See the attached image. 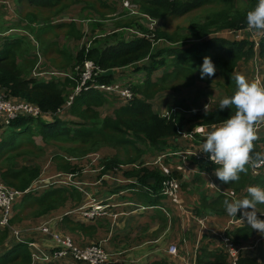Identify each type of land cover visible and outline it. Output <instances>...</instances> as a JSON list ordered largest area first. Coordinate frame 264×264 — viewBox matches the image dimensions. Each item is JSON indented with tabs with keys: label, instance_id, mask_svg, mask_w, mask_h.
I'll return each mask as SVG.
<instances>
[{
	"label": "trees",
	"instance_id": "obj_1",
	"mask_svg": "<svg viewBox=\"0 0 264 264\" xmlns=\"http://www.w3.org/2000/svg\"><path fill=\"white\" fill-rule=\"evenodd\" d=\"M80 1L84 3L83 8L88 17L95 19L90 24L91 32L94 33L96 29L98 32L105 30L102 25L103 21L116 19L114 17L106 18L108 13L114 11L112 0H72L65 7ZM133 1L136 3L140 14H145L149 18L159 21V24L169 23L170 20L183 17L191 11L214 4V1L218 2L219 5L222 4V6L219 10L203 17L200 22H190L188 33L179 35L178 32H168L159 25L151 32L147 29L148 21L145 17L142 15L129 16L126 11L122 10V13L118 14L120 18L116 19V23H113L114 29L111 30L113 33L105 32L93 36L94 39L88 47L84 44L74 55L64 56L68 67L54 68L50 65L53 70L72 72L73 78L52 77L45 79L44 77H33L34 66L38 63L36 56H33L34 59L31 60V65L28 68L25 67V64L16 65L14 59L22 50L29 53L28 48L23 46L25 40L29 42L31 49L35 50L36 45H38V53L43 61L40 63L39 71L42 72L43 67L47 66V64H43L44 57L45 55L50 56L54 47L41 44L37 33L46 26L52 28L62 26L66 29L64 36L67 41L78 42L83 36L78 24L67 22L53 25L48 21L43 27L34 30L31 24L36 19L32 17L30 12H27L28 14L23 19L26 22V27L24 29L19 28L22 29L21 34L14 32L3 36V39L0 40V90H5L7 97L13 102L24 100L37 106L41 112L37 118L21 117L13 121L10 126L0 129V159L5 158L8 162L6 170H0V183L19 192L30 189L29 192L21 194L13 201L11 215L7 221L9 227L14 226L12 222L14 223L16 212L22 208H27V206H36L34 215L37 218L58 212L67 203H71L70 206L73 209L67 210L61 215L79 209L83 202V191L88 185L77 179L79 165L72 161L77 158L90 157L91 154L97 153L104 147L115 149L124 155L104 156L93 164L95 169L101 167L97 178L101 176L102 185H105L104 181L108 183L111 175H116L117 171H120V173L122 172L121 178L129 181L122 182L119 188L124 186L135 189L138 191L139 200L142 203L151 206L157 205L159 200L165 197L161 195L160 191L162 182L166 178L155 165L144 166L141 158L148 153L157 155L155 153L167 154V151L182 150L180 144L173 141L172 144L167 143L178 135L177 129L180 125H186L188 130L195 126H212L234 115V106L229 109H219V101L224 97L232 96L236 90L234 69L239 62H248L255 56L264 60V38L258 42L256 54L254 44L246 40L236 42L231 36L207 38L217 31L245 28L247 26L246 13L254 8L258 0H242L243 5L241 7L234 6L233 0ZM115 2L120 8L119 1L115 0ZM59 3L60 0H15L17 10L23 4H33L37 7H55ZM120 28L134 29V33L131 32L133 36L125 37L120 34V31H114ZM205 56L210 57L214 65L218 66L214 76L203 78L206 83H215L219 91V96L214 98L210 108L206 111L198 109L201 107L200 98L204 97L202 94H198L189 103L182 99L169 105V111L173 106L181 109L177 113H170V117H162L156 113L152 107V100L159 93L166 89H170L174 93H181L183 88L194 84L195 78L199 76L201 79L200 66ZM85 60L92 61L100 70H114V74L111 76L102 74L97 76L95 81L99 84H113L122 70L128 68L130 75L122 85L128 87L132 99L125 102L120 97H106L105 94L95 90L82 91L73 97L66 113L61 114L78 80L73 68L76 65H81ZM69 62L71 64H68ZM159 70H162V74L159 79L153 82L152 77ZM171 77L176 81H183L184 87L179 88L176 85L175 87H167L166 82L170 81ZM216 77L221 78L224 86L219 81L213 80ZM187 83L189 85H186ZM102 108L110 110L111 114L102 117L100 114ZM66 114L70 116V120H66ZM32 129L44 146H52L56 149V151L51 152V157H53L56 171L52 176L57 179L47 184L46 187L43 186L42 188L41 186L39 190L31 189V187L42 185V168L38 164L33 165L32 160L27 161L29 165L18 164V162L14 164L12 155H10L13 150L23 146L25 142L28 144L27 146L35 147L36 152H38L35 142L31 139ZM129 149H134L130 153L131 156ZM256 153L264 154V137L254 142L253 156ZM41 154L42 150L38 157H41ZM16 160L18 161V158ZM134 163L141 164V166L134 168L132 167ZM190 163L192 168L196 167L197 169L196 173H192V181L181 184L182 180L174 170H171L169 176V178L180 182L181 196L182 192L187 190L189 183L195 186L197 184L205 185L207 181L205 177L209 178V175H212L211 172L218 168L204 161H195V159H190ZM121 166L126 168H120ZM70 176L72 177L70 178ZM215 180L216 187L244 198L247 196L249 186L264 188V166L258 169L256 175H252L251 165H249L248 171L241 173L239 181L236 182L225 184L217 177ZM58 181L65 183L62 184ZM119 188H109V193H114L110 191H117ZM189 193L191 194V192ZM225 199L228 198L223 194L216 193L213 197H209L203 192L199 195V201L194 212L196 216L223 215L226 212L223 207ZM91 200L94 201V199L89 198L85 206H88ZM109 208H111L110 205L105 210L108 211ZM256 211L258 218L264 220V216L260 215L264 213V204H258ZM0 216H2L1 210ZM69 216H63L60 221L66 230L71 234H82L91 238L97 231L96 226L106 217L95 218L88 221V225H83L71 221ZM239 219H243L241 214H237V218L233 220ZM230 227L223 232V235L238 248L245 247L249 239L259 234L252 230L249 225L242 227L239 231H230ZM55 231L57 230L55 229ZM9 234L8 227H4L3 230L0 228V246L4 244ZM32 240L41 246L43 240L47 239L44 236H38L29 239V241ZM96 241L100 242L99 240ZM90 243L94 242L91 241ZM219 244L223 246L221 242ZM258 247H264V242H260ZM66 261L70 260L64 259L49 264H60ZM166 261L159 264H167ZM9 263L31 264V250L26 243L13 244L0 257V264ZM196 264H228V256L220 246L213 254H208L204 246L199 249L196 255ZM236 264L262 263L258 262L254 256L239 251Z\"/></svg>",
	"mask_w": 264,
	"mask_h": 264
},
{
	"label": "crops",
	"instance_id": "obj_2",
	"mask_svg": "<svg viewBox=\"0 0 264 264\" xmlns=\"http://www.w3.org/2000/svg\"><path fill=\"white\" fill-rule=\"evenodd\" d=\"M72 4L74 3H71L70 5ZM16 6L17 5L15 4V0H0V9H2V11L4 12V16L2 19L3 21L9 19L11 16H14V12H17V9H15ZM80 9V12H82V7H80ZM12 13L13 15H11ZM0 28L3 27L0 26ZM133 30H130V32ZM95 31H97V29ZM114 31H120V29H116ZM109 33L113 32L110 31ZM97 35L99 34L93 33V36ZM93 36L88 40L89 43H92L94 39ZM241 36L242 35H240V39L242 41L246 40L251 43L258 42L260 39V36L257 32L249 33L245 38ZM260 65L263 66L260 67L259 72V70L257 69ZM233 73L243 74L248 78L249 81L259 79L261 81V85H264V60H261L256 56L248 62H240ZM194 87L195 86L192 87V90ZM198 94H201V91H198L197 93L192 91V95H190L189 101ZM203 98L204 97L200 98V100L202 101ZM173 103L174 102H172L171 104ZM221 123H218L216 125H219ZM194 128L199 129L200 126H195ZM203 128H205L206 130H211V126H203ZM258 136L259 138L264 137V126L259 129ZM172 141L176 143L174 139L169 140L167 143L172 144ZM180 151L182 150L170 152V154ZM146 156L147 155H144L141 158V161L144 162L145 158H147ZM146 164L147 163L145 162V164L143 165L148 166ZM120 168L124 167L121 166ZM172 170H174V172H176L180 176L182 180L181 184H183L184 182L188 183L192 181L193 172L190 173L186 171V169L183 168L178 161L173 162ZM117 173H120V171H117ZM211 174V178L203 176L207 181L202 187H197L189 183L187 190L191 192V194L187 190L185 192H182V196L180 194V205L182 206L181 210L174 205L167 206V203L163 201L162 198L155 206L144 204L139 200L140 195L135 189H130L129 187L124 186L122 188H119L121 187L122 181H129L128 179H122L121 176L118 175H111L108 181L110 186H105L102 185L101 182H99V179L101 178L100 176L98 181H95L93 187L90 190L83 191V198L84 196L88 197H86L87 202L89 198H92L94 199L95 203L101 205L109 204L111 207L108 211L105 210L107 215L105 219H103L101 223L96 226L97 231L95 235L91 238L82 234H71L60 222L56 224L55 228L53 227V230L55 231L56 229L58 232H55L59 233L61 236H70L71 241L78 246H85L88 245L91 241L96 240H99L101 244L105 242L103 246L106 251L112 255V264H159L160 262L166 260L167 264H196V255L199 252L200 248L205 246L208 254H213L218 250L220 237L217 236V234L219 232H221L222 230V232H224L225 228H228L229 226H231L230 231H239L242 227L248 225L246 218L243 219V222L237 225H230V221L235 218L229 217L226 212L223 213V215L217 216H196L194 208L197 207L199 195L203 192L209 197H213L216 193H219L223 194L230 200L241 198L239 197V195L223 191V189H221L220 187H216V176L214 175V171L211 172ZM132 180L135 181L134 179ZM109 188L119 189L117 191H110L114 193H109ZM209 192H211V194H208ZM156 207H158V209ZM155 209L159 210V212H155ZM162 211L169 212L170 218H167ZM75 218L76 219L71 221L78 222L83 225H88L89 223L88 221H85L78 216ZM199 220L203 221L204 228L202 229L201 225L198 223ZM34 222L35 221H33V223ZM40 222V224L47 223L44 220ZM20 230L19 238L21 241H24V243L28 242L29 239L31 240L34 238L30 236H28V238L25 237V234L28 232L34 234L33 228L26 227ZM251 239H249V241ZM14 240L16 241V244H19L16 239ZM168 240H171L172 242L166 246V242ZM173 244L176 246V248H178L176 256L168 254V248ZM254 245L256 244H252V246ZM50 248L51 241L50 239H47L43 241V244H41L40 251L46 252ZM251 253L255 254L253 255ZM245 254L254 256L258 262L264 264V247H252V249L246 251ZM2 255H0V257ZM60 264H76V262L70 260Z\"/></svg>",
	"mask_w": 264,
	"mask_h": 264
},
{
	"label": "rangeland",
	"instance_id": "obj_3",
	"mask_svg": "<svg viewBox=\"0 0 264 264\" xmlns=\"http://www.w3.org/2000/svg\"><path fill=\"white\" fill-rule=\"evenodd\" d=\"M70 2H72V0H60L59 5H57L55 7H52V6L37 7L33 4H30V5L23 4L20 7H18L17 12L16 11L14 12V16H11L9 19L4 20V21L2 20L3 16H4V12L2 11V9H0V26L3 27V28H0V40L3 39V36H7L9 34H12L10 32H13L12 30L13 29L16 30V28L18 30H20L19 31L20 33H18V34H21V32H22L21 30L26 27V22L23 19H24L25 15L28 14L27 12H30L32 14V17H34L36 19L31 24V26L34 30H37V29L43 27V25H45V23L48 21L51 22V24H53V25L73 21L76 24H78V27L80 28V30L82 32L83 38H81V41L67 42V39L64 36L66 29H65V27H62V26H60V27L54 26L53 28L51 26H46L37 33L39 42L41 44H43L44 46L50 45V46L54 47V48H52V54H50V56L45 55V57H44L45 60H44L43 64L44 65L48 64L49 67L51 65L54 68L68 67L66 62H65L66 61L65 57H67L69 55H74L78 51L80 46L86 44L88 42V40L93 36V34H92L93 32L90 31V24H91L92 20H95V19H91L88 17L86 10L83 8L84 7L83 2L80 1L78 3H75V4H72L68 7H65V5L70 3ZM233 2H234L233 5L237 6V7H241L243 5L242 0H233ZM213 3L214 4H211L208 6H203L202 8L191 11L190 13H188L185 16L180 17L178 19L170 20L169 23H167V22L164 24L160 23L159 26L161 28H164L168 32H178V35L179 34H187L188 33L187 32L188 26H189L190 22H192V21L200 22L201 19H203V17L208 16V14L219 10L222 6V4L219 5V3L216 1H214ZM112 4H113L112 8L114 11H111L112 13H108L106 15V18H110V17L120 18L118 16V14L122 13L121 12L122 10L119 8V5L115 2V0H112ZM80 7H82V12H80V10H81ZM15 9H17V6L15 7ZM11 15H13V13ZM115 21H116V19L112 20V21H110V20L103 21L102 25L104 27H106V29L100 30L99 32L97 30L94 32V34L110 32L113 29V23H116ZM19 28H22V29H19ZM9 29H12V30H9ZM130 29H132V28H123V29L120 28V34H122V36H133V34L130 32ZM3 32H5V33H3ZM241 37L245 38V37H247V34H244ZM24 42H25V44L23 46H24V48H28L29 53H27L23 50L21 52H18L19 55L14 59V62L16 65H18V64L24 65L25 64V67L28 68L31 65V60L34 59V57H33L34 49H31L28 41L25 40ZM68 64H71V62H69ZM261 66H263V65L258 66L257 70H259V72H260ZM215 68L217 70L218 66H215ZM45 69H47V67L43 68L42 70H45ZM27 70H29V69H27ZM48 70L52 71V69H48ZM161 74H162V70L157 71L152 77L153 82H155L157 79H159ZM129 75H130L129 69L124 68L122 70V72L119 74V76H117L116 81L114 83L123 84ZM205 78H207V77H205ZM131 79H135V78H131ZM213 80L219 81L221 83V85L223 84V86H224V82L221 80L220 77H216ZM183 84H184L183 81H181V80L176 81V79H174L172 77L170 78V81L166 82L167 87H175V85H176L177 87L182 88V87H184ZM186 85H189V84L187 83ZM193 86H195V87L192 90ZM181 91H182L181 93H174L172 90L166 89L162 93H159L152 100L153 110L156 113L161 115L163 112L168 111L169 105H171L172 102H177L178 100L184 99V100H187V103H189L190 102L189 99H190V95H192V91H194L195 93H197L198 91H201V94L204 96V98L202 99V101L200 103V106L207 104V103L212 104L214 98L219 96V91H218V88L216 87L215 83H210V84L206 83L203 79H200L199 76H198V78H195L194 84L192 86L187 87V88H183ZM67 109H68V106H65L63 108V111L61 112V114L64 115L66 113ZM100 114L103 117V116H107V115L111 114V112H110V110H104V108H102ZM25 117H28V116H25ZM65 118H66V120L71 119L70 116H68V114H66ZM35 134L36 133L32 129V138L31 139L35 142V145L37 146L38 152H36L35 147L27 146L28 144H26V142H25V143H23V146H20V148H18L17 150H13L12 153H10V155H12V161L14 162V164H17V162H18V164L29 165V164H27L28 160H32L33 165L38 164L40 166V168H42L41 179L44 178L43 184L47 185V183L53 182L54 180L57 179L56 177L52 176V174H54L56 171H55V166L53 164V157H51V152L56 151V149L52 146H44L41 142V139ZM0 139H1V134H0ZM22 140L25 141V139H22ZM176 144L182 145V150H186V149L190 148L191 145L194 144V141H185L184 139H181ZM41 150H42L41 157H38L40 155ZM132 150H134V149H129V155H130ZM167 153L170 154L169 151H167ZM114 154L124 155L122 152H117L115 149L104 147L100 151H98L97 153L91 154L90 157L86 156V157H82V158H77L74 161H72L74 164L79 165V170L77 171V179L81 182H85V184L88 185L86 187V190H90L93 187V184L95 183V181H98V179L100 178V176L97 178V174L99 173L98 171L101 169V167H98L95 169V167H93L94 166L93 164L96 163L97 161H99L101 157H104V156L108 157V156H111ZM146 155H147L146 156L147 158H145L143 164H145V162L147 163L146 165H149V163L153 164V162L156 159V155H151L149 153ZM16 158H18V161L16 160ZM87 160H89V161H87ZM174 161L180 162V158L176 155H168L167 156L165 163L167 166H169V168L171 167L170 170H172V164ZM7 163L8 162H6L5 158L0 159V170H6ZM139 166H141V164H139V165H138V163L132 164V167H134V168H138ZM123 167L126 168L125 166H123ZM95 170L97 172H95ZM3 172H5V171H3ZM121 174H122V172L117 173L116 175L121 176ZM209 177L211 178L210 175H209ZM99 182H102V181L99 179ZM104 184L107 186L108 185L110 186V184L105 182V181H104ZM197 187H202V186L200 184H197ZM208 194H211V192H209ZM86 197L87 196H84L83 202L79 206V208L87 205ZM162 199H163V201H165L167 203V206H173V205L175 206V204H173V202L169 198L163 197ZM70 205H71V203H67L66 206L63 209L59 210L58 212H53V213L49 214V216H47V217L45 216V217L40 218V219H37V217L34 215V212L36 210L35 205L27 206V208H22L19 211H17L15 219H14V223L12 222V224L14 226L9 227L10 234L6 238V241L4 242V244L0 246V255L6 253L9 250V248L11 246H13V244H16L15 243L16 241L12 239L11 229L20 230V229H24L26 227H31V228H33L34 234L28 232L25 234V237H27V238H28V236L37 237L39 235L35 230L38 226L41 225L40 221H42V220H44L45 222H48L50 225H52L55 228L56 224L60 222L58 220H62L63 216H69L70 215L69 218L71 220L76 219L75 216H79L75 212L76 210L66 212L68 215H66V214L61 215L63 212L73 209V207ZM156 208L158 209V207H156ZM181 208H182V206H180V208H178V209L181 210ZM157 209H155V212H159V210H157ZM162 212L166 215L167 218H170L169 212H166V211H162ZM13 218H14V216H13ZM37 220H39V221H37ZM33 221H35V222L33 223ZM3 229L4 228L1 227V230H3ZM222 231L219 232L217 234V236H219L220 233H222ZM37 239H39V238H37ZM92 242L99 243L98 241H92ZM171 242H172L171 240H168L166 242V246L168 244H170ZM251 242H252V239L248 242V244H247L248 246L241 247L240 251L245 253L246 251L251 250L252 247H258L259 246L258 244L252 246ZM104 244H105V242L102 243V245H104ZM218 246H220V248L223 251H225L224 244H223V246L218 244ZM177 249L178 248H176L175 256L177 255ZM251 254L254 255L255 253H251Z\"/></svg>",
	"mask_w": 264,
	"mask_h": 264
},
{
	"label": "built area",
	"instance_id": "obj_4",
	"mask_svg": "<svg viewBox=\"0 0 264 264\" xmlns=\"http://www.w3.org/2000/svg\"><path fill=\"white\" fill-rule=\"evenodd\" d=\"M120 4V9L126 11L129 16H137L139 15L138 8L136 3L133 0H118ZM166 1H173V0H166ZM144 16V15H143ZM148 22H149V28L152 29V27L155 25V22L150 20L148 17L144 16ZM15 32V30H12ZM86 31V30H85ZM134 33V31H131ZM253 33L248 30L247 26L242 29L238 30H223L219 32L213 33L210 37L218 36V37H228L231 36L235 41H242L240 39V35ZM260 36L259 41L264 38V33L257 32ZM244 38V37H243ZM258 41V42H259ZM258 42L253 43L254 44V51L256 52L258 47ZM34 56L37 57L38 63L35 64L34 70H33V77H44L45 79H51L52 77H58V78H73V73L70 71H61V70H53L50 67H47V69L42 70V72L39 71L41 68L40 63H42V59L38 53V45H36V49L34 50ZM45 68V67H43ZM48 69H52V71H49ZM73 72L76 76H78V80L76 82V86L72 92L71 95L68 97V101L66 102L65 106H69L71 104V101L74 96L79 95L82 91H88V90H95L98 92H101L106 95V97L110 96H117L122 98L125 102H128L132 99V94L128 87H125L122 84L119 83H113V84H99L95 81V78L101 74H103L104 71L100 70L92 61L85 60L81 65H76L73 68ZM258 83L261 84V81L259 79H256ZM207 105V106H206ZM209 103L201 105L200 108L203 111L210 108ZM197 109V110H198ZM181 109L178 107H172V109L169 111H165L161 114L162 117H170V113H177ZM197 110H194L195 112ZM41 112L39 111L38 107L30 104L24 100H18L13 102L9 97H7V94L5 90H0V129L6 128L12 124L13 121L21 118V117H32L37 118L40 116ZM48 116V115H46ZM178 135L174 138V141L179 142L181 139H184L185 141H194V144L190 146V148L186 150H182L177 153L173 154H166V153H159L156 155V159L153 162V164L149 163V165H155L158 167L161 171V174L166 178L162 182V189L160 191L162 196H165L169 198L177 208H180V182L176 179L169 178L171 174V167L166 165L165 161L168 155H176L180 158V164L183 168L186 169L188 172L196 173L197 169L196 167L192 168L190 159L195 161H204L207 163H210L216 167H220V165H215L211 160L208 158V154L201 152L202 144L204 142L205 136L200 134L198 132L197 128H192L188 130L186 125H180L177 129ZM264 165H260L258 167H252L251 166V174L256 175L258 172V169L261 168ZM72 176H70L71 178ZM44 179L41 180L40 186H32L31 189L39 190L40 187L43 186L46 187V184H43ZM59 182V181H58ZM125 182V181H122ZM52 183V182H50ZM59 183H65V182H59ZM75 184H79L77 182H74ZM49 184V183H47ZM30 189L25 190L24 192L15 191L12 188H8L7 186L0 183V210L2 213V216H0V228L1 227H8V219L11 215V205L13 201L18 198L21 194L29 192ZM90 204L88 206L80 207L75 212L85 221H91L98 217H104L107 215L105 209L108 208L109 205H101L98 203H95L93 200L89 202ZM68 215V214H67ZM264 216V213L260 214ZM241 220H231L230 225H237L241 223ZM198 223L201 225V228H204V224L202 220H199ZM227 228H225L224 231H226ZM38 235L44 236L46 239H50L51 241V248L46 251L42 252L40 251V246L35 244L34 240L25 242L27 244V247L31 250V264H49L54 262H60L64 259H69L73 262H76L78 264H112V255L109 254L104 246L99 243H90L85 246H78L75 245L71 239L70 236L64 235L61 236L59 233L55 232L53 230V226L50 225L48 222L43 223L40 226H38L35 230ZM12 237L18 241V243H24V241H21L19 238V230L11 229ZM220 242L224 244L225 246V253L228 256V264H236L237 256L239 254V251L241 248L236 247L233 245L231 240L225 235H223V232L220 233ZM261 240H264V236L258 235L254 241L255 243L260 242ZM168 254L175 256L176 254V246L170 245L168 248Z\"/></svg>",
	"mask_w": 264,
	"mask_h": 264
},
{
	"label": "clouds",
	"instance_id": "obj_5",
	"mask_svg": "<svg viewBox=\"0 0 264 264\" xmlns=\"http://www.w3.org/2000/svg\"><path fill=\"white\" fill-rule=\"evenodd\" d=\"M139 15L148 17L145 14L139 13ZM149 19L155 22L152 29L147 25V29L153 32L159 21ZM246 23L249 31L264 33V0H258L254 8L247 11ZM19 31L15 30V32ZM211 35L207 38H210ZM89 44L87 42L86 47ZM111 70L114 74V70ZM215 72L216 68L211 58L205 56L200 66L201 79L212 77ZM234 80L237 86L234 94L219 101L220 110L234 106V115L229 116L219 125L213 124L211 130H206L203 127L198 129V132L205 136L201 152L208 154V158L215 165H220L214 169V175L225 184L239 181L240 174L246 173L249 165L252 167L264 165V154L256 153L253 156L254 142L259 139V129L264 126V85L255 80L249 81L245 75L240 73L234 74ZM258 204H264V188L260 186H249L247 196L244 198L225 199L223 201L224 210L229 217L237 218V214L241 213L243 219L246 218L250 228L264 236V220L258 218L256 211ZM65 214L67 215V213ZM243 219L239 220L243 222ZM257 236L252 238L251 244L259 245L260 242H264L261 240L255 243L254 239Z\"/></svg>",
	"mask_w": 264,
	"mask_h": 264
},
{
	"label": "water",
	"instance_id": "obj_6",
	"mask_svg": "<svg viewBox=\"0 0 264 264\" xmlns=\"http://www.w3.org/2000/svg\"><path fill=\"white\" fill-rule=\"evenodd\" d=\"M103 75H105V76H111V75H113V71L112 70H108V71L104 72Z\"/></svg>",
	"mask_w": 264,
	"mask_h": 264
}]
</instances>
